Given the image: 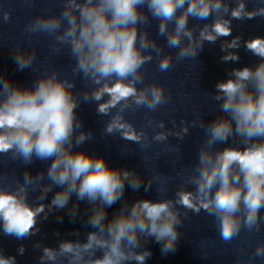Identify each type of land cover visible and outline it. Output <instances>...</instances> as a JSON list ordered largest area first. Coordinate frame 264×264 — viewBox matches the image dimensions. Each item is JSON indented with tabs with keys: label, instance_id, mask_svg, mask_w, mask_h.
Masks as SVG:
<instances>
[{
	"label": "clouds",
	"instance_id": "9594fccd",
	"mask_svg": "<svg viewBox=\"0 0 264 264\" xmlns=\"http://www.w3.org/2000/svg\"><path fill=\"white\" fill-rule=\"evenodd\" d=\"M26 2L34 4L35 0ZM57 3L58 14L45 11L29 18L24 32L29 37H51L52 53L67 49L74 61L73 76L82 78L86 87L76 91V80L63 77L57 69L45 70L25 86L0 73V156L25 167L22 180L9 181L8 174L0 172V233L16 240L36 236L41 231L39 224L68 208L73 196L76 203L68 208V215L76 220L79 203L86 202L85 223L91 230L83 240L60 239L56 247L36 241L33 248L41 253L38 264H146L152 252L142 245L149 239L161 245L162 255L175 253L188 212L203 210L214 217L226 244L242 229L259 231L264 223V37L243 40L236 35L220 44L225 53L220 57L223 63L238 62L237 50L242 46L258 62L233 68L226 80L216 83L215 92L209 95L219 102L220 112L213 120L205 122L198 117L189 125L182 119L178 126L173 121V130L166 128L163 120L148 119L147 127L161 129L149 139L147 132L125 119V113L141 107L154 112L170 99L155 80L137 87L144 84V66L153 60L152 52L159 57L160 72L173 66L171 52L164 54L163 46L150 35L151 20L159 21L157 36L164 38L168 48L177 50L176 61L191 59L200 64L198 57L206 42L215 44L232 36L233 20L264 18V0H257L258 6L251 10L247 0ZM0 18L3 23L10 22L11 12L0 7ZM190 19L211 22L190 25ZM11 52L18 70H32L38 64L31 44L25 47L17 41ZM88 102L96 104L98 116L109 117L105 136L118 134L142 149L155 141L180 153L179 146L169 145V137L183 141L190 135V126L204 127L205 139L195 166L182 173L184 183L174 199L124 200L126 186L138 191L143 185L147 192L153 179L148 178L145 184L138 173L111 167L103 156L82 148L94 139L77 114L81 104ZM230 138L238 139L239 144H229ZM34 160L50 164L33 175L27 166ZM54 188L50 202L43 203ZM156 190L161 195L167 191L163 187ZM31 192H38L35 202L29 199ZM120 201L119 210L109 218L107 210ZM25 251L20 244L17 254ZM255 258L264 260V243L256 245L248 264ZM0 264H17V257L0 249Z\"/></svg>",
	"mask_w": 264,
	"mask_h": 264
}]
</instances>
